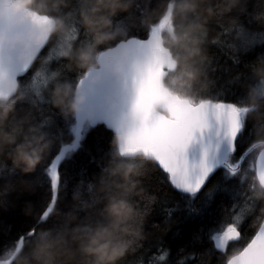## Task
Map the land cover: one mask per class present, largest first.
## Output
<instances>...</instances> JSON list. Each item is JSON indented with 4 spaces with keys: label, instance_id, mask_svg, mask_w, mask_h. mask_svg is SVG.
<instances>
[{
    "label": "trees",
    "instance_id": "16d2710c",
    "mask_svg": "<svg viewBox=\"0 0 264 264\" xmlns=\"http://www.w3.org/2000/svg\"><path fill=\"white\" fill-rule=\"evenodd\" d=\"M17 1L21 3V0ZM80 6L79 0H74L70 8L59 5L53 9L50 0H44L43 7L50 9L53 16L73 13L65 21L68 30L62 36L53 35L49 38L43 51L31 65L32 71L19 78V88L11 96L14 98L23 93V98L17 101L18 114L30 112L31 123L39 129L34 135L43 133L45 140L50 142V154L45 155L32 173L23 174L10 159L0 157V229L10 228L11 238L31 228L34 224V212L39 211L41 205L50 199L49 179L44 167L48 157L53 150L61 149L74 139V113L65 114L60 108L53 106L51 93L56 83L64 82L71 83L74 91L77 80L85 74L75 65L69 66L68 61L61 55L67 48L91 41V36L80 22ZM258 7V0H250L248 12L240 17L235 29L222 43L210 49V74L213 81L210 87L202 89L197 85L191 90V97L180 95L174 91V85L169 86L166 83L169 70L163 78V84L171 92L193 103L224 100L238 105L240 109H247L248 112V108L240 105L249 102V94L264 99V76L255 73L259 60L264 59V24L254 19L252 14ZM142 10L143 3H138L132 14L118 13L114 17V27L121 28L132 38H144L149 28L140 23ZM123 39L128 38L119 36L110 45L99 46L96 58L99 52ZM83 136L86 137L83 139V147L65 166L66 183L60 187L61 196H70L76 189L85 196L94 192L95 178L109 162L132 161L140 165L143 173L139 178H134L140 180L144 189L140 196L134 197L138 202V209L144 214L143 228L141 236L136 237L135 222H130L131 230L123 236L125 239L134 240L135 251H131L121 264H144L147 253L156 257L160 264H181V261L183 264H191V257L179 251L184 245H187L188 251L193 248L198 251L199 264H224L226 256L228 258L239 252L252 238L264 218V187L258 184L254 170L250 167L254 165L255 149L245 166L237 173V179L242 183L234 201L224 198L221 202L219 196L208 200L202 190L194 200L191 194L185 193L179 199V207H174L178 197L171 195L167 177L156 168L153 159L142 154L127 157L121 155L115 132L103 123L90 126L88 122H84L80 137ZM248 139L246 137L245 143ZM21 180L26 182L23 186L19 183ZM7 181H12L16 187H8ZM168 192L169 196L166 195ZM149 194L157 196L155 203L150 201ZM102 207L103 201L94 205V210L98 211ZM189 207L199 208L200 211L190 214ZM165 208L171 211L174 221L172 225L164 222ZM231 223L240 228L241 237L229 245L227 255H222L219 250H213L211 237ZM168 228L170 229L165 231ZM141 245L143 251H139Z\"/></svg>",
    "mask_w": 264,
    "mask_h": 264
},
{
    "label": "clouds",
    "instance_id": "9594fccd",
    "mask_svg": "<svg viewBox=\"0 0 264 264\" xmlns=\"http://www.w3.org/2000/svg\"><path fill=\"white\" fill-rule=\"evenodd\" d=\"M43 2L21 0V6L28 14L49 17L51 23L44 29V38L66 34L65 21L73 13L53 16L50 9L43 7ZM73 2L50 0L53 9L59 5L70 8ZM79 3L80 22L91 41L61 52L69 66L75 65L87 73L97 67L99 46L110 45L119 36L131 39L127 32L114 27V17L118 13L132 14L137 4L143 3L141 25L150 29L164 16H169L170 27L164 28L155 43L165 49L172 63L166 83L174 85V91L180 95L191 97L194 86L210 87L213 82L210 49L222 43L235 29L240 17L248 12L250 0H79ZM258 5L252 14L264 24V0H258ZM255 73L264 76V59L259 60ZM51 95L53 106L65 114L78 111L83 100L78 91L74 93L69 82L56 83ZM22 98L23 93L7 100L0 99V157L10 159L21 173L28 174L50 154V142L45 140L43 133L34 135L39 129L31 123L30 112L18 114L17 101ZM248 99L247 104L240 105L249 109L245 114V123L250 125L247 144L259 155L264 151V99L252 94ZM142 175L140 165L135 162H109L95 178L94 192L85 196L76 189L70 196L59 194L54 212L47 221H41L40 213L48 202L45 201L32 216L35 235L28 237L21 233L25 239L11 264H121L131 251H135L134 240L123 236L131 230L130 222H135L136 237L141 236L143 228L144 214L134 199L144 192L140 180L134 179ZM6 183L10 188L16 187L12 181ZM19 183L23 186L26 182ZM101 201L103 207L94 210V205ZM17 240L18 237L12 238L0 248V262L8 261ZM226 261L227 256L224 264Z\"/></svg>",
    "mask_w": 264,
    "mask_h": 264
},
{
    "label": "water",
    "instance_id": "95a60500",
    "mask_svg": "<svg viewBox=\"0 0 264 264\" xmlns=\"http://www.w3.org/2000/svg\"><path fill=\"white\" fill-rule=\"evenodd\" d=\"M33 14H28V10L17 0H0V99L7 100L15 94L19 78L25 75V70L33 64L49 40L44 38V29L51 20L38 23ZM133 39L120 40L118 46L99 52L97 67L76 82L74 93L78 91L83 100L79 110L74 112L72 143L80 137L85 121L90 126L103 123L117 135L121 155L142 154L156 161L158 141L170 135L177 109L201 102L193 103L171 92L163 84L167 65H163L159 74L153 73L151 48L142 43H130ZM136 39L142 41L144 38ZM206 139L215 142L214 128L206 133ZM181 149L187 151L190 161L200 158L199 143L190 145L188 150L181 144L177 150ZM254 165L260 169L257 154ZM254 171L258 184L264 187L258 171ZM261 229H264V218L255 234Z\"/></svg>",
    "mask_w": 264,
    "mask_h": 264
},
{
    "label": "snow or ice",
    "instance_id": "6c2138e0",
    "mask_svg": "<svg viewBox=\"0 0 264 264\" xmlns=\"http://www.w3.org/2000/svg\"><path fill=\"white\" fill-rule=\"evenodd\" d=\"M33 18L38 23L49 22L46 16L33 14ZM165 27H170L169 16H164L159 24L152 25L142 41L136 38L130 41V43H142L151 48V71L156 74L163 70L165 64L168 70L172 67L170 58L166 57L165 49L155 43L159 41ZM31 71L30 66L24 74L27 75ZM246 112L247 109H240L238 105L224 100L201 102L199 105L177 109L170 135L158 141L159 155L155 161L156 168L167 177L171 195L178 197L174 207H179V199H182L185 193H191L194 200L202 190L208 200H214L219 196L221 202L224 198L234 201L238 197L242 182L237 179V173L245 166L253 150L245 143L246 137L250 135L248 131L250 125L245 123ZM213 128L216 133L214 143L206 139V133ZM85 138V136L82 138L78 136L76 143H70L63 150H53L48 157L44 167L49 179L50 199L40 213L41 221H47L56 206L60 187L66 183L65 166L83 147ZM194 143L201 145V154L198 160L190 161L187 151L177 150V148L183 144L188 150ZM258 160L259 170L256 165H250V167L258 171L259 180L264 183V152L259 153ZM166 195L169 196L170 193ZM149 199L155 203L158 198L154 194H149ZM164 211V222L172 225L174 221L171 211L168 208ZM188 211L190 214L199 213L200 209L189 207ZM23 233L31 237L35 235V228L31 227ZM16 237L18 240L15 251L9 253L7 262H0V264H11L15 253L21 250L25 235L20 233ZM240 237L241 232L235 225H226L222 231L211 237L214 241L213 250H219L222 255H227L229 245L238 241ZM10 239H12L11 229H0V248H3ZM139 251H143V245L140 246ZM179 251L191 257V264H199V253L195 248L188 251L187 245H184ZM144 264H160V261L147 253ZM226 264H264V229L259 230L238 253L228 256Z\"/></svg>",
    "mask_w": 264,
    "mask_h": 264
},
{
    "label": "rangeland",
    "instance_id": "374dc122",
    "mask_svg": "<svg viewBox=\"0 0 264 264\" xmlns=\"http://www.w3.org/2000/svg\"><path fill=\"white\" fill-rule=\"evenodd\" d=\"M262 89H263V91H264V84H263V88H262ZM263 93H264V92H263ZM229 225H235V224H232V223H231V224H229ZM235 226H236V225H235Z\"/></svg>",
    "mask_w": 264,
    "mask_h": 264
}]
</instances>
